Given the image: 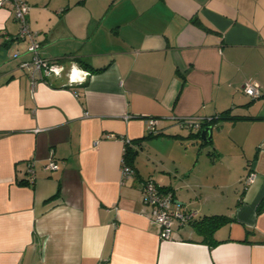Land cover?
<instances>
[{"label": "crops", "instance_id": "obj_1", "mask_svg": "<svg viewBox=\"0 0 264 264\" xmlns=\"http://www.w3.org/2000/svg\"><path fill=\"white\" fill-rule=\"evenodd\" d=\"M52 1L27 18L62 70L34 88L0 6V264H264V0ZM225 111L211 140L181 124ZM150 176L195 212L172 239L143 202ZM206 215L228 220L207 235L193 225Z\"/></svg>", "mask_w": 264, "mask_h": 264}, {"label": "built area", "instance_id": "obj_2", "mask_svg": "<svg viewBox=\"0 0 264 264\" xmlns=\"http://www.w3.org/2000/svg\"><path fill=\"white\" fill-rule=\"evenodd\" d=\"M27 0H0V6L8 5L12 8L14 16L20 23V29L15 36L16 40H26L28 42V53L31 54L29 59L22 61L20 64L23 68L27 69L33 88L36 86L39 79L47 80L51 75L60 74L62 67L56 60L43 57L39 52L41 43L36 40V34L30 28L27 15L30 11V5ZM244 93H247L252 98L258 97L261 92L258 84L254 81H247L243 87ZM214 116L210 117H189L181 119L182 125H187L192 132L200 131L204 124L213 121ZM218 117V115L216 116ZM148 129L151 134L158 133L156 127L157 121L154 118L148 119ZM112 136V135H111ZM124 157L122 158L121 166V179L124 182L130 177H134V168L127 163L125 156L127 154L128 146H132V140L129 138L124 139ZM96 144V143H95ZM27 171L29 173V182L32 184L35 179V163L33 161L27 162ZM58 167L57 162L51 158L45 164L46 170H54ZM254 174L250 173L245 179V184L248 186L253 182ZM153 176H150L141 182V191L143 202L152 208V220L157 222L162 227L161 237L164 239H172L173 237V224L174 221H179L181 226H185L192 221L195 216L193 211H184L180 206L174 205V194L170 190H165L158 183Z\"/></svg>", "mask_w": 264, "mask_h": 264}, {"label": "trees", "instance_id": "obj_3", "mask_svg": "<svg viewBox=\"0 0 264 264\" xmlns=\"http://www.w3.org/2000/svg\"><path fill=\"white\" fill-rule=\"evenodd\" d=\"M78 63H81V65L83 67H85L86 69H89L91 70V73L92 72H99V71H104L105 67H102V68H94L90 63H88L86 60L84 59H80ZM224 114H228V111H225L223 114H220L218 115V117L214 116L212 119L213 121L210 122V123H206L204 124L205 125H210L216 121H218L220 118H222L224 116ZM156 134H159L156 133ZM199 134V132H198ZM150 135H154V134H151ZM135 152L133 151V149H131V147L128 146V149H127V154L125 156V159L127 160V163L131 165V160L134 156ZM132 166V165H131ZM260 205H259V210H262L264 207V198L261 202H259ZM228 220V217L226 215H206L204 217H201V219L199 220H195L193 222V225L196 227V229L204 234H212L216 229L218 228L220 225H222L223 223H225L226 221Z\"/></svg>", "mask_w": 264, "mask_h": 264}, {"label": "rangeland", "instance_id": "obj_4", "mask_svg": "<svg viewBox=\"0 0 264 264\" xmlns=\"http://www.w3.org/2000/svg\"><path fill=\"white\" fill-rule=\"evenodd\" d=\"M28 2V4L30 5V7L31 6H37V5H39L40 4V6H44V5H46L47 4V0H41V1H38V2H34V4H32V0H27ZM76 1H78V0H53L52 2H54L53 4H64V5H70V6H72V5H74L75 3H76ZM89 1V0H88ZM104 3L102 2V3H100V4H97V5H95V3H93L92 1H90V3L88 4V6H89V10H94V8L96 7V6H98V5H103ZM55 6V5H54ZM105 6V5H104ZM67 7V6H66Z\"/></svg>", "mask_w": 264, "mask_h": 264}, {"label": "water", "instance_id": "obj_5", "mask_svg": "<svg viewBox=\"0 0 264 264\" xmlns=\"http://www.w3.org/2000/svg\"><path fill=\"white\" fill-rule=\"evenodd\" d=\"M212 130H213L212 124L204 126L202 131H200L201 132V137L204 138V139L211 140L212 139V137H211Z\"/></svg>", "mask_w": 264, "mask_h": 264}]
</instances>
